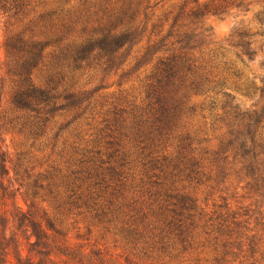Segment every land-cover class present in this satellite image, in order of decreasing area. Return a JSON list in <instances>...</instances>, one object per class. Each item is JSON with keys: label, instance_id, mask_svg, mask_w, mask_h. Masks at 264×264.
Wrapping results in <instances>:
<instances>
[{"label": "trees", "instance_id": "16d2710c", "mask_svg": "<svg viewBox=\"0 0 264 264\" xmlns=\"http://www.w3.org/2000/svg\"><path fill=\"white\" fill-rule=\"evenodd\" d=\"M170 1L0 0L26 20L0 79V264L264 261V63L250 79L206 48L235 0ZM256 35H230L240 64ZM139 45L118 76L145 68L137 88L104 93Z\"/></svg>", "mask_w": 264, "mask_h": 264}, {"label": "rangeland", "instance_id": "374dc122", "mask_svg": "<svg viewBox=\"0 0 264 264\" xmlns=\"http://www.w3.org/2000/svg\"><path fill=\"white\" fill-rule=\"evenodd\" d=\"M157 1V0H151ZM180 0H172L169 3L177 4ZM236 2L231 5V2H228L227 7L225 8L224 14L217 16H206L202 21L203 28L206 29L207 37L205 38L206 48L211 51V55L217 57V62H226L227 64H235L237 68L241 70L243 75L248 78H253L260 74L259 63H264V0H235ZM167 4L163 7L161 4L155 8V14L160 15L164 9H166ZM26 20L20 19V17H12L9 13H4L0 11V79L3 77V62L5 60V50L4 43L6 38L13 33L21 30ZM201 27V26H199ZM238 30H246L251 34H257L252 38L254 45L253 48L258 50V53L254 57L252 62L243 59V64L235 58L234 54L236 50L229 46V37L233 32ZM65 38L70 34L63 32ZM44 39V37L42 38ZM47 39V38H46ZM139 46L133 47L129 51L128 55L125 57L124 62L121 68L115 73L110 74L103 84L111 86L108 90L103 91L104 93L118 91V90H127L129 88L136 89L138 86L139 79L142 75H139L141 71L145 68H142L138 72L132 73L129 77L125 79H120L118 76L127 71L134 63V55L136 51L139 50ZM50 49L48 50L50 54ZM44 73V72H43ZM37 72L35 74V79L39 81L42 76H45V73ZM86 75L82 76L84 82L87 81V88L90 91L96 90L99 88L100 83L98 81V76L95 73L85 72ZM88 76V77H87ZM69 84L71 81L66 80ZM102 85V84H101ZM202 98H198L197 101H201ZM2 137L5 140L11 158L14 159L15 154L20 149V139L17 135L13 133H6L4 129L1 128ZM203 187V186H200ZM231 187H235V184ZM219 195V194H218ZM214 195L209 197L208 204L209 206L216 202L217 204L223 203L217 196ZM230 196V195H227ZM233 198L229 197L227 201L233 207V210H238L239 207L246 205L239 198H236V195H233ZM264 264V261L262 262Z\"/></svg>", "mask_w": 264, "mask_h": 264}]
</instances>
